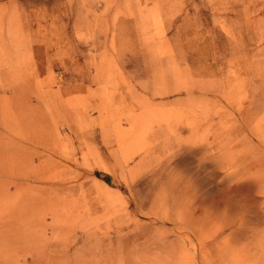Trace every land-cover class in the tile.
Masks as SVG:
<instances>
[{"label":"rangeland","instance_id":"rangeland-1","mask_svg":"<svg viewBox=\"0 0 264 264\" xmlns=\"http://www.w3.org/2000/svg\"><path fill=\"white\" fill-rule=\"evenodd\" d=\"M0 109V264H264V0H0Z\"/></svg>","mask_w":264,"mask_h":264},{"label":"bare ground","instance_id":"bare-ground-1","mask_svg":"<svg viewBox=\"0 0 264 264\" xmlns=\"http://www.w3.org/2000/svg\"><path fill=\"white\" fill-rule=\"evenodd\" d=\"M2 107V106H1ZM1 115H2V111H1V109H0V121H1V119H2V117H1ZM7 121V120H6ZM148 136V135H147ZM209 143H211V142H209ZM220 145H221V147L222 146H224L225 145V141H222V143H220ZM223 148V147H222ZM232 148V147H231ZM217 149H219V148H216V150ZM226 150V149H225ZM228 150V149H227ZM233 151V150H232ZM222 153V152H221ZM229 153V152H228ZM227 153V154H228ZM228 155H230V154H228ZM227 155V156H228ZM207 157V156H206ZM230 157V156H229ZM232 157H234V156H232ZM231 157V158H232ZM236 157V156H235ZM228 158V157H227ZM153 160V159H152ZM203 162H205L206 161V159L205 160H202ZM151 162V161H150ZM154 163L155 162H153V165H154ZM149 164V163H148ZM247 163H245L244 165H246ZM249 164V163H248ZM247 164V165H248ZM152 165V166H153ZM249 165H252V166H254V165H256V166H258V167H260V168H262V164L260 163V162H258V161H252L251 162V164H249ZM248 165V166H249ZM151 166V165H150ZM259 169V168H258ZM264 169V168H263ZM0 172H2V136H1V128H0ZM192 178V177H191ZM191 194H192V192H188V194L186 195V197L188 198L189 196H191ZM189 208V207H188ZM190 209V208H189ZM183 212H184V210H183ZM181 213H182V211H181ZM207 229V228H206ZM208 234V233H207ZM206 237V236H205ZM208 237V236H207Z\"/></svg>","mask_w":264,"mask_h":264}]
</instances>
